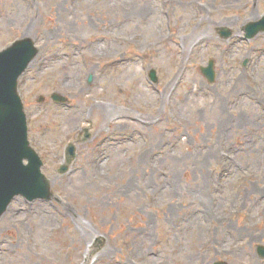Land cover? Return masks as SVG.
<instances>
[{
    "label": "rangeland",
    "instance_id": "1",
    "mask_svg": "<svg viewBox=\"0 0 264 264\" xmlns=\"http://www.w3.org/2000/svg\"><path fill=\"white\" fill-rule=\"evenodd\" d=\"M195 1L0 0V50L23 36L38 47L18 88L53 193L14 197L0 264H264V32L242 30L264 0H197L204 12ZM203 16L211 25L198 28ZM209 59L212 82L199 69ZM100 100L128 117L96 129L83 111ZM69 142L76 158L61 174ZM191 200L228 216L208 208L197 223Z\"/></svg>",
    "mask_w": 264,
    "mask_h": 264
},
{
    "label": "water",
    "instance_id": "2",
    "mask_svg": "<svg viewBox=\"0 0 264 264\" xmlns=\"http://www.w3.org/2000/svg\"><path fill=\"white\" fill-rule=\"evenodd\" d=\"M244 29L247 37L264 31V16L259 21L248 23ZM220 33L223 37L231 34L227 29H221ZM37 51L30 37L18 39L0 51V217L16 195H22L27 200H49L52 197L49 180L41 172L42 161L30 146L26 116L17 92L18 78ZM201 71L212 82L213 60L201 67ZM150 77L157 81L154 70L150 72ZM52 97L57 101L64 100L57 94ZM74 150L73 144L66 147V164L60 166V173L67 170L68 163L74 157ZM24 159L27 163H24ZM257 251L264 258V247L258 246Z\"/></svg>",
    "mask_w": 264,
    "mask_h": 264
},
{
    "label": "bare ground",
    "instance_id": "3",
    "mask_svg": "<svg viewBox=\"0 0 264 264\" xmlns=\"http://www.w3.org/2000/svg\"><path fill=\"white\" fill-rule=\"evenodd\" d=\"M164 3H166V2H168L169 0H162ZM172 1L173 0H170L168 3H172ZM195 3V5H196V9H198V10H201L202 12H204L203 11V6H202V4L199 2V1H195L194 2ZM238 8H241V6H239ZM144 9V11L146 12V13H148L149 11H150V6L148 5L146 8H143ZM212 13H213V11H212ZM70 15H67V17H69ZM257 17V15L256 14H253V13H248L247 14V17L245 18V19H253V18H256ZM203 24H207V25H211V23L210 22H207L206 20H204V16L202 17V19L201 20H199V24H198V28H202L203 27ZM223 24V23H222ZM221 23H215L214 25H222ZM151 27H153V28H155L154 27V25H151ZM112 33H114V32H112ZM203 33V31H199V30H194V31H192V33H191V35H190V37H192V42H194L195 43V41H197L198 40V38H199V36L201 35ZM106 37H107V41L108 42H112V40H111V37L113 38V39H115L116 41H118V40H123V41H126V42H128L129 40L128 39H126V38H123L121 35L120 36H118V35H115V34H111L110 33V31L107 33V35H106ZM162 38H159L158 39V41L159 40H161ZM197 44V43H196ZM196 44H193V46H196ZM186 47H187V45H184L183 46V49L185 50L186 49ZM117 63V62H116ZM177 76V75H176ZM243 80H242V78H241V76H238V78H237V80H236V82H235V88L238 90V91H240V92H242V93H249L250 95H252L253 97H254V94H251L250 92H249V90H245L244 88H243ZM165 97H167V93H165V95H164V98ZM261 99H264V98H261ZM166 100H167V102L169 101L167 98H166ZM102 102H104V101H98L97 103H95L93 106H91L90 107V110H91V113H89V116H87L86 115V111L84 112L83 111V117L85 118V119H90V118H93V117H95V128L97 129V128H99L101 125H102V123H109L110 122V120L114 117V116H116V114H119V116L120 117H128V116H126V112H124V111H121L120 112V109H117L116 107H113V106H110V107H108V106H106V105H104V103H102ZM92 104V103H91ZM169 115H171V116H173V114L171 113V114H169ZM93 116V117H92ZM121 119H124V118H121ZM129 126H130V124H129ZM207 153H209V151H206ZM212 153H213V151H212ZM219 155H220V157L222 158V159H225V160H231V157L229 156V154L228 153H226V152H224L223 150H219ZM208 156V155H207ZM207 156H205V158L207 157ZM97 158H99V157H97ZM226 164V163H225ZM156 176H158L159 178H161L158 174H157V172H156ZM167 177H169V175L167 176ZM196 186H198L199 187V184H197ZM212 191H213V194H214V198H215V196H217L218 197V192L217 191H215L214 192V189H212ZM201 195H203V192H201ZM209 200V199H208ZM201 202H202V200H201ZM204 204V203H203ZM203 204H200V203H198L196 200H193V202H192V200H191V204H190V207H189V209L188 210H191V209H193V210H195L196 212L194 213V217L193 216H189V218H194L195 219V222H197V223H200V222H202V221H207V220H210L209 219V217H208V215L206 214V212H207V210H208V208H210V209H213L215 212H216V217H219V218H221V219H223V220H225L226 218H227V214H225L224 213V211H223V209H221L220 207H216L215 206V202L213 201L212 203H211V206L210 207H207L206 205H204V207H203V209H201V207H202V205ZM167 212H171V208L167 211ZM198 213H200L199 214V216H198ZM207 219V220H206ZM191 224H193V222L191 223ZM229 228V225H227V226H225V229L227 230ZM211 246V245H210Z\"/></svg>",
    "mask_w": 264,
    "mask_h": 264
}]
</instances>
